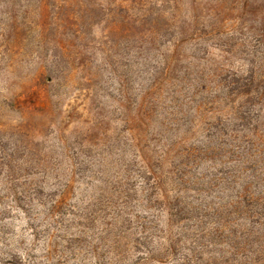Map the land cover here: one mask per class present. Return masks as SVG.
Here are the masks:
<instances>
[{"label":"rangeland","instance_id":"1","mask_svg":"<svg viewBox=\"0 0 264 264\" xmlns=\"http://www.w3.org/2000/svg\"><path fill=\"white\" fill-rule=\"evenodd\" d=\"M130 1L0 0V264H133L144 257L126 240L117 252L103 248L93 239L103 222L80 226L71 214L40 216L44 226L34 234L10 210L12 200L32 183L56 192L79 169L70 204L98 196L102 176L92 172L127 158L131 122L140 117L135 100L142 102L168 57L177 58L182 81L171 80L165 96L178 86L199 93L196 101L217 86L211 74L218 68L239 70L253 59L264 66L251 53L261 58L264 51V0H176L174 19L169 0H148L151 15L140 22L133 20L140 6L131 10ZM158 122L134 133L158 145ZM216 162L203 168L215 172L223 166Z\"/></svg>","mask_w":264,"mask_h":264},{"label":"trees","instance_id":"2","mask_svg":"<svg viewBox=\"0 0 264 264\" xmlns=\"http://www.w3.org/2000/svg\"><path fill=\"white\" fill-rule=\"evenodd\" d=\"M168 3L174 4V19L178 2ZM137 5L141 13L133 20L140 22L151 15L153 4L131 0L129 8ZM157 17L164 20V12ZM251 53L264 62V51L261 58ZM176 61L172 55L157 67L144 99L135 100L141 118L131 122L130 153L121 168L92 172L102 176L96 182L103 184L86 206L84 201L70 204L81 169L73 170L56 192L46 193L45 184L32 183L21 194L24 198L16 194L10 210L21 214L34 234L44 226L40 216L71 214L80 226L83 221L103 222L93 239L111 252L128 241L144 256L133 264H264V66L253 59L239 70L218 68L211 74L217 86L196 101L199 93L178 86L165 96L171 80L182 81L175 76ZM156 118L164 130L158 145L145 133H134L142 125L149 129ZM199 132L201 138L196 137ZM209 161L223 166L215 172L204 169ZM45 227L48 231L53 224ZM81 240L87 238L71 241Z\"/></svg>","mask_w":264,"mask_h":264}]
</instances>
